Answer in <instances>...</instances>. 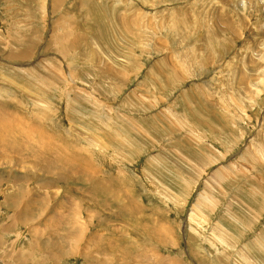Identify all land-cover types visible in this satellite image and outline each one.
<instances>
[{"label": "rangeland", "instance_id": "374dc122", "mask_svg": "<svg viewBox=\"0 0 264 264\" xmlns=\"http://www.w3.org/2000/svg\"><path fill=\"white\" fill-rule=\"evenodd\" d=\"M0 264H264V0H0Z\"/></svg>", "mask_w": 264, "mask_h": 264}, {"label": "bare ground", "instance_id": "6f19581e", "mask_svg": "<svg viewBox=\"0 0 264 264\" xmlns=\"http://www.w3.org/2000/svg\"><path fill=\"white\" fill-rule=\"evenodd\" d=\"M2 119V118H1ZM12 120V119H11ZM20 122V121H19ZM3 144H5L6 145V142L4 141V142H2ZM53 153V152H52ZM197 204V203H196Z\"/></svg>", "mask_w": 264, "mask_h": 264}]
</instances>
